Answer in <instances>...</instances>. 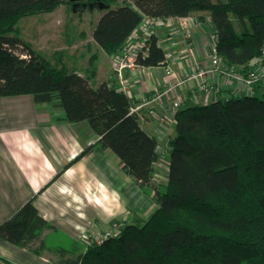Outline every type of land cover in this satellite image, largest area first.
I'll return each instance as SVG.
<instances>
[{
	"label": "trees",
	"instance_id": "16d2710c",
	"mask_svg": "<svg viewBox=\"0 0 264 264\" xmlns=\"http://www.w3.org/2000/svg\"><path fill=\"white\" fill-rule=\"evenodd\" d=\"M66 1L0 0V97L29 94L39 103L58 100L69 122L86 121L100 136L75 160L97 147L112 150L157 208L144 222L125 224L101 243L70 240L47 248L44 231L56 232V227L30 198L0 221V236L38 255L50 250L55 264H264V88L178 109L169 141L168 179L158 182V138L142 128L124 90L108 81L93 86L98 54H92L83 75L52 63L18 36L22 17L52 12ZM87 4L104 10L93 38L109 55L121 51L145 17L208 12L219 54L230 66L248 73L264 56V0ZM136 61L145 67L166 64L165 49L154 34Z\"/></svg>",
	"mask_w": 264,
	"mask_h": 264
},
{
	"label": "crops",
	"instance_id": "0c3cea01",
	"mask_svg": "<svg viewBox=\"0 0 264 264\" xmlns=\"http://www.w3.org/2000/svg\"><path fill=\"white\" fill-rule=\"evenodd\" d=\"M173 19L172 26L152 29L159 44L173 52L172 73L163 65L121 69L115 59L121 51L109 55L103 50L105 62L96 63L100 82L108 81L123 90L122 80L128 81L124 91L137 108L142 128L159 141L160 158L154 167L161 183L168 179L176 111L213 102L219 95L201 91L198 81L190 77L198 67H213L215 32L210 14L198 12ZM185 32L191 34L186 41L193 47V56L187 52ZM87 41H92L89 46L93 49L98 45L92 34ZM209 80L222 96H238L236 82L221 72L215 70ZM255 89L260 92L263 87ZM157 93L164 95L148 104ZM99 138L88 122H69L58 100L39 103L29 94L0 97V221L34 198L40 214L56 227V232L43 234L50 248L51 237H59L58 245H68L70 240L88 245L84 237H96L113 224L122 227L147 220L156 203L124 171L112 150L97 147L75 160ZM56 259L50 250L38 255L0 236V264H55Z\"/></svg>",
	"mask_w": 264,
	"mask_h": 264
},
{
	"label": "rangeland",
	"instance_id": "374dc122",
	"mask_svg": "<svg viewBox=\"0 0 264 264\" xmlns=\"http://www.w3.org/2000/svg\"><path fill=\"white\" fill-rule=\"evenodd\" d=\"M82 4L80 7L77 3L70 4L67 0L52 12L22 17L17 25V34L57 66L63 64L71 70L86 75L88 60L93 50L99 56L98 65L104 63L106 59L99 45L95 44L93 49L89 46L92 41H87L91 40V34L93 36L95 26L104 10L92 8L87 3ZM231 18L234 22L237 21L236 15L232 14ZM253 64H257V61ZM226 79L233 80L232 77ZM91 82L94 87L101 83L98 78ZM119 227L113 224L101 231L99 235L109 230L116 231ZM98 237L84 238L87 239L86 243H92ZM58 240L59 237H51L49 244L52 247L57 246Z\"/></svg>",
	"mask_w": 264,
	"mask_h": 264
},
{
	"label": "built area",
	"instance_id": "2783aa9c",
	"mask_svg": "<svg viewBox=\"0 0 264 264\" xmlns=\"http://www.w3.org/2000/svg\"><path fill=\"white\" fill-rule=\"evenodd\" d=\"M173 18H150L145 17L140 24L139 28L135 30L131 36L124 43L121 53L115 57L116 62L119 63L121 69L122 68H139V65L136 61L137 57L142 53L145 54L147 52V43L149 37L152 35V28L158 27L161 25H170L174 24ZM185 36V41L190 38L191 34H187L186 32L183 34ZM187 52L193 56L194 50L190 42L186 41ZM165 49L166 53V64L163 66L167 67V72L172 73V68L170 66V62L173 60L174 55L173 52ZM211 56H212V65L211 68H203L198 67L192 74L191 78H194L198 81V85L201 91L206 93L216 92L218 95V99L227 100L231 97L222 96L221 90L219 87L215 86L214 83L210 82L209 77L215 71L221 72L225 78H230L236 82L238 91L235 92L238 96L241 95H251L256 92V86L260 85L264 88V56L257 58L254 62L257 61V64H253L252 69L248 73H244L242 68L237 66V68L230 66L226 61H224L217 49L216 46V36L214 37V44L211 48ZM182 81L181 83H183ZM128 81L122 80V89L126 90L128 88ZM163 93H157L153 97H150L147 101L148 104H151L154 100L160 98ZM132 111L137 113V108L132 107ZM150 114L154 115V111L151 110ZM115 230H109L105 232L103 235H99L94 242L101 243L103 240L112 236ZM87 240L86 238H84ZM93 240V239H92ZM91 240V241H92ZM94 242H87L88 245L93 244Z\"/></svg>",
	"mask_w": 264,
	"mask_h": 264
},
{
	"label": "water",
	"instance_id": "95a60500",
	"mask_svg": "<svg viewBox=\"0 0 264 264\" xmlns=\"http://www.w3.org/2000/svg\"><path fill=\"white\" fill-rule=\"evenodd\" d=\"M74 3H77V4H80V3H87V2H90L91 0H70Z\"/></svg>",
	"mask_w": 264,
	"mask_h": 264
},
{
	"label": "bare ground",
	"instance_id": "6f19581e",
	"mask_svg": "<svg viewBox=\"0 0 264 264\" xmlns=\"http://www.w3.org/2000/svg\"><path fill=\"white\" fill-rule=\"evenodd\" d=\"M153 28H154V27H153ZM153 28H152V29H153ZM151 32H152V30H151Z\"/></svg>",
	"mask_w": 264,
	"mask_h": 264
}]
</instances>
